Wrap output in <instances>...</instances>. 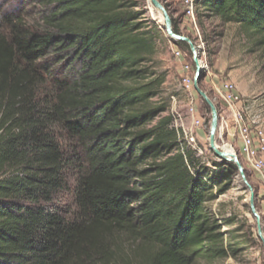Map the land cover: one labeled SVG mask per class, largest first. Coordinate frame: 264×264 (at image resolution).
I'll return each mask as SVG.
<instances>
[{"label":"trees","instance_id":"16d2710c","mask_svg":"<svg viewBox=\"0 0 264 264\" xmlns=\"http://www.w3.org/2000/svg\"><path fill=\"white\" fill-rule=\"evenodd\" d=\"M40 1L39 28L0 22V264L236 257L238 230L222 232L232 221L206 208L236 167L211 162L205 175L168 129L171 116L141 108L162 84L147 66L155 44L144 12L133 0ZM195 4L198 17L237 25L264 53V0ZM70 176L76 212L66 219L53 202Z\"/></svg>","mask_w":264,"mask_h":264},{"label":"rangeland","instance_id":"374dc122","mask_svg":"<svg viewBox=\"0 0 264 264\" xmlns=\"http://www.w3.org/2000/svg\"><path fill=\"white\" fill-rule=\"evenodd\" d=\"M137 4L136 10L144 12L143 31L153 36L155 49L150 56L147 66L155 75L159 76L162 84L158 94L146 102L141 108H163L161 116L171 115L176 112L185 119L188 126L190 117L187 114V104L192 98L197 117L202 121L203 128L196 133V143L190 149L197 152L200 163L197 165L207 176L213 174L211 162H220L209 150L208 131L211 119L210 110L193 88L195 65L192 60L189 47L186 49L177 47L172 43L164 31L161 15L152 8L148 0H133ZM162 5L168 7L171 15L176 20L180 35L190 38L196 47L200 61L206 66L202 72L200 88L203 90L217 109L219 121L215 136V143L219 148L225 149L229 144L228 134L237 137L232 117L226 114L224 107L214 100V87L223 82L232 83L236 87L242 99L243 105L254 103L248 113L252 117H259L260 129L264 137V53L253 46L235 24H222L218 18H209L204 12L197 16L195 7V27L187 22L183 16V8L180 0H159ZM46 8L40 0H0V22L4 16L19 17L29 28L35 29L40 26V15ZM199 18V19H198ZM4 26L0 31H4ZM151 33V34H150ZM198 33V34H197ZM187 45V44H186ZM188 46V45H187ZM179 50L183 55L182 60H177L172 55V49ZM191 67V89L186 91L181 86L183 75L182 65ZM190 128V126L188 127ZM181 146L185 142L180 143ZM238 154V149L234 148ZM234 153V152H233ZM240 157V156H239ZM215 158V159H214ZM241 160V158H240ZM245 168L246 178L256 195V211L259 214L264 229V200L258 195L259 182L257 176L250 170L246 163L241 160ZM74 179L70 176L68 189L58 194L53 206L62 212L66 219H71L76 207L72 198ZM229 190L206 205V208L219 220L230 219V226L224 225L222 232L238 230L233 237L240 245L236 257H227L224 260L212 264H264V250L262 241L257 235V224L249 208V192L239 183L237 173L232 177ZM196 264H209L198 261Z\"/></svg>","mask_w":264,"mask_h":264},{"label":"built area","instance_id":"2783aa9c","mask_svg":"<svg viewBox=\"0 0 264 264\" xmlns=\"http://www.w3.org/2000/svg\"><path fill=\"white\" fill-rule=\"evenodd\" d=\"M183 8L184 19L195 27L196 0H180ZM198 34V33H197ZM172 55L177 60H182L184 55L177 49H172ZM202 63V62H201ZM206 67V66H205ZM191 67L188 64L182 65L181 86L184 90L191 89L192 80L189 75ZM205 71V70H203ZM214 100L224 107L229 116L232 117L234 129L240 140L238 154L250 170L257 176L259 187L258 195L264 200V137L260 129V118L252 117L248 108L242 107V99L236 92V87L229 82H223L220 86L214 87ZM240 105V107H238ZM187 114L190 117L188 126L186 121L176 112L171 114V122L168 129L176 134L177 141L185 142L188 146L196 143V133L203 128L202 121L196 115V109L192 98L186 106ZM190 126V128H188ZM264 202V201H263Z\"/></svg>","mask_w":264,"mask_h":264},{"label":"water","instance_id":"95a60500","mask_svg":"<svg viewBox=\"0 0 264 264\" xmlns=\"http://www.w3.org/2000/svg\"><path fill=\"white\" fill-rule=\"evenodd\" d=\"M148 1L150 5L152 6V8L155 9L161 15L166 36L172 41L183 42L187 44L189 47L190 53L192 55V60L195 65V75L193 77V88L195 92L197 93V95L208 106L210 110V115H211V119L209 123V131H208L209 150L219 160L231 163L236 167L237 178L239 180V183L242 184L243 187H245L246 190H248L249 192V200H248L249 208H250L252 216L254 217L256 221L257 235H258V238L262 241L263 250H264L263 222L259 214L256 211V207H255L256 195L252 187L248 183V180L246 178L245 168L243 167V164L241 163L240 157L237 154H231V153H227L221 150L215 143V136L218 130L219 116H218L217 109L212 103V101L209 99L206 93L200 88V82L202 79L201 74L203 72V67L201 66L200 57L197 53L196 47L194 46L193 42L189 38L183 37L181 35H177L173 32L171 17L169 16L167 10L165 9V7L162 5V3L159 0H148Z\"/></svg>","mask_w":264,"mask_h":264},{"label":"crops","instance_id":"0c3cea01","mask_svg":"<svg viewBox=\"0 0 264 264\" xmlns=\"http://www.w3.org/2000/svg\"><path fill=\"white\" fill-rule=\"evenodd\" d=\"M238 94L241 95L239 91H238ZM253 106H254V103H252L250 105H243L244 108H249V109H252ZM238 107H240V105ZM224 113L229 114L228 112H224ZM233 130H235V129H233ZM234 133L233 134H230V135L228 134V137L227 138H228L229 143L231 145L225 144L226 146L224 147L225 148L224 150H226V151H228L230 153H233L234 152V154H236L234 148H236V149L239 148V146H240V140H239L238 137L234 136Z\"/></svg>","mask_w":264,"mask_h":264},{"label":"bare ground","instance_id":"6f19581e","mask_svg":"<svg viewBox=\"0 0 264 264\" xmlns=\"http://www.w3.org/2000/svg\"><path fill=\"white\" fill-rule=\"evenodd\" d=\"M201 66L203 67V70H205L206 69V67L201 63ZM221 150H223V151H225V152H227V153H230V152H228V151H226V150H224V149H222V148H220ZM231 154H234V153H231Z\"/></svg>","mask_w":264,"mask_h":264}]
</instances>
